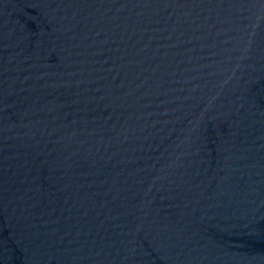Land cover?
Listing matches in <instances>:
<instances>
[{
  "label": "water",
  "instance_id": "1",
  "mask_svg": "<svg viewBox=\"0 0 264 264\" xmlns=\"http://www.w3.org/2000/svg\"><path fill=\"white\" fill-rule=\"evenodd\" d=\"M0 264H264V0H0Z\"/></svg>",
  "mask_w": 264,
  "mask_h": 264
}]
</instances>
